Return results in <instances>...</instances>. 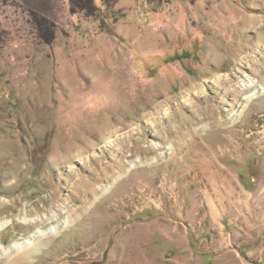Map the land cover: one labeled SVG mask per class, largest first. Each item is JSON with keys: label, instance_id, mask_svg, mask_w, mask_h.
Masks as SVG:
<instances>
[{"label": "rangeland", "instance_id": "obj_1", "mask_svg": "<svg viewBox=\"0 0 264 264\" xmlns=\"http://www.w3.org/2000/svg\"><path fill=\"white\" fill-rule=\"evenodd\" d=\"M257 192L264 0H0V264H264Z\"/></svg>", "mask_w": 264, "mask_h": 264}, {"label": "crops", "instance_id": "obj_2", "mask_svg": "<svg viewBox=\"0 0 264 264\" xmlns=\"http://www.w3.org/2000/svg\"><path fill=\"white\" fill-rule=\"evenodd\" d=\"M225 201V200H224ZM238 205V213L235 212L236 208L233 205ZM232 205V210H230L231 215L234 213V217L236 216L238 221H245V225L255 226L261 229H258L257 236H260V239L256 241V244L264 243L263 238V231H264V199L260 195V193L256 194H245L244 197L237 198L234 200V204ZM247 208V211L251 212L250 215H245V219L243 218L244 211ZM228 209L225 211L227 212ZM238 215V216H237ZM213 246V244H212ZM232 251V248L226 249L222 251V253H226ZM214 253V251H212ZM259 253V252H258ZM264 255V248H262L260 252L261 258ZM245 264V263H243Z\"/></svg>", "mask_w": 264, "mask_h": 264}, {"label": "bare ground", "instance_id": "obj_3", "mask_svg": "<svg viewBox=\"0 0 264 264\" xmlns=\"http://www.w3.org/2000/svg\"><path fill=\"white\" fill-rule=\"evenodd\" d=\"M256 95V92H254L253 94H249L247 96L248 99L252 98L253 96ZM70 217V216H68ZM69 218L60 221L57 225L53 226L52 228L46 230V231H38L36 232L33 237L28 241V243L26 245H15L12 249L16 248V249H21L23 247H27V250L19 255H10L8 256L7 260L4 259V261L6 262V264H17V263H21V261L26 258L25 256L28 255V251L36 248V245H38V243H45L46 242V238L49 236H53L56 233H59L62 229H64L65 226H67L68 224H70ZM11 249V250H12Z\"/></svg>", "mask_w": 264, "mask_h": 264}]
</instances>
